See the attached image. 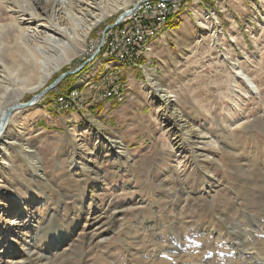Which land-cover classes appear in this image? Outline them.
<instances>
[{"label": "rangeland", "instance_id": "374dc122", "mask_svg": "<svg viewBox=\"0 0 264 264\" xmlns=\"http://www.w3.org/2000/svg\"><path fill=\"white\" fill-rule=\"evenodd\" d=\"M124 10L95 27L83 51L38 91L5 100L6 109L28 102L59 75L88 67L99 39ZM180 13L169 14L146 38L147 45L170 20L178 25L176 35L187 39L181 74L156 100L163 112L158 98L175 96L179 116L165 121L167 107L159 113L154 143L143 131L123 132V140L117 131L60 125L44 102L68 75L35 105L9 115L0 136V226L9 230L0 227V244L7 253L16 251L13 262L24 255L21 264H264V0H189ZM205 13L209 19L200 18ZM238 70L254 80L257 94L233 77ZM83 166L99 177L74 171ZM73 173L79 175L66 179ZM80 181L86 225L62 252L45 259L42 243L40 251L30 243L39 234V218L45 222L49 207L60 211L64 200L54 204L55 188L68 192ZM64 216L71 215L57 218ZM24 219L27 230L19 225Z\"/></svg>", "mask_w": 264, "mask_h": 264}, {"label": "bare ground", "instance_id": "6f19581e", "mask_svg": "<svg viewBox=\"0 0 264 264\" xmlns=\"http://www.w3.org/2000/svg\"><path fill=\"white\" fill-rule=\"evenodd\" d=\"M95 1L96 0H0V136L9 120L5 118L1 122L3 116L6 114L5 111L8 109H6L4 103L5 100L11 97H16L18 99L26 93L38 91L45 82L52 77L55 71L59 70L62 65L68 63L74 55L83 51L84 42L90 32L106 17L116 13L118 10L126 9L123 11V15H120L124 17L129 7L137 6L142 0H98V4H96ZM94 7H96L97 10ZM177 9L178 7L171 12H166L165 17H161L159 21L153 22L148 27V29L153 30L147 34L146 38L151 37L154 31L165 23L168 15L173 14ZM94 11H97V13H94ZM207 16L209 15L206 13L201 14L200 18L209 19L206 18ZM183 30L184 29H182V31ZM210 32L215 33V30H211ZM173 36L179 37V35H176V32L173 33ZM233 77L238 80L243 78L242 81L244 80L246 82L250 92L258 93V87L254 83V80H250L251 78L249 79L245 76L243 71L238 70ZM172 97L175 96H171L168 92H165L163 96L160 97L162 105L168 108L165 121H172L179 116L177 101L175 104L172 103ZM160 112L162 111L160 110L159 113ZM163 114L165 115L164 111L160 116H163ZM103 146L104 145L101 144L99 148L103 149ZM2 147L0 146V148ZM0 164H4V161L2 163L0 161ZM75 170L85 171L92 175L93 178H97L100 175L95 168L88 166H83L80 169H74V171ZM68 174L66 175L68 176L66 179L69 180L70 176L76 177L79 175L78 173ZM79 184H81V181L78 182V187L76 189H71L68 192L62 191L58 187L55 188L54 194L56 198L53 201L56 202L54 204L57 205V199L64 200L61 208H59L60 211H58V209V212L54 209L49 210V207L48 214L44 219L45 222L39 224V222L42 221V218H39V225L37 224L39 234H37L36 237L34 236L35 238L31 240L30 243L35 246L34 249L36 250H38L42 243L43 249L40 250L45 259L55 257L59 254L58 252H62L65 246L74 242L72 238L75 236L77 230L81 228L83 230L86 225V218L88 216L82 209V203L85 201L86 196L84 197V188H80ZM69 194L71 195L68 196ZM12 199L22 206L21 198L19 199L13 196ZM75 199H77L76 202H74ZM66 200H70L71 204H67ZM24 212L28 213L26 210H24ZM62 213H69L71 216L69 218L68 216H64L66 218L64 221L59 220L57 217ZM25 217L27 218L29 215L27 214ZM6 223H2V225L5 226ZM19 223H21L19 224L20 227L24 225L23 230L30 228V223L25 221V219ZM1 230L7 233L5 230L9 229H2L1 227ZM2 240L3 238L0 237V242H2ZM5 249V246L1 243L0 251H2L0 252V261H2L3 257H8V259L2 261L4 264H21L26 260V257L22 255L20 258L18 257L19 260L13 262L17 257L16 251L7 253ZM23 250L24 249L21 250L20 255L23 253ZM61 255H63V253H61ZM2 262L1 264H3Z\"/></svg>", "mask_w": 264, "mask_h": 264}, {"label": "crops", "instance_id": "0c3cea01", "mask_svg": "<svg viewBox=\"0 0 264 264\" xmlns=\"http://www.w3.org/2000/svg\"><path fill=\"white\" fill-rule=\"evenodd\" d=\"M180 16L177 17L178 20ZM176 30L177 28H166L150 42L144 51L142 50L137 65L132 66V69L131 66L120 64L103 51L96 53L95 49L85 63L88 67L84 69L80 67L68 74L65 84L52 94L54 95L52 100H45L47 101L44 102L45 108L54 115L60 125L67 128L73 123L100 132L117 131L123 140L128 139L127 134L124 135L123 132L143 131L147 132L152 140L154 138L152 132H155L161 123L160 110L156 106L158 94L163 89L168 91L170 88H167L165 83H169L182 72L183 54L180 51L187 39L181 34L179 37L173 36ZM82 69L83 72H78ZM111 87L121 88L123 97L120 101L103 97ZM76 90L80 93L79 101L73 103L69 110L59 111L56 105L57 96ZM163 109L166 110L164 105ZM111 136L116 134L113 133Z\"/></svg>", "mask_w": 264, "mask_h": 264}, {"label": "built area", "instance_id": "2783aa9c", "mask_svg": "<svg viewBox=\"0 0 264 264\" xmlns=\"http://www.w3.org/2000/svg\"><path fill=\"white\" fill-rule=\"evenodd\" d=\"M179 6V0H142L140 4L131 7L121 18L117 27H109L103 33L96 46V53L104 52L120 64L137 65L142 50L146 47V37L153 29H148V22L159 21ZM105 99L120 101L123 92L120 87H111L104 94ZM78 90L56 98L59 111L69 110L73 103L79 101Z\"/></svg>", "mask_w": 264, "mask_h": 264}, {"label": "water", "instance_id": "95a60500", "mask_svg": "<svg viewBox=\"0 0 264 264\" xmlns=\"http://www.w3.org/2000/svg\"><path fill=\"white\" fill-rule=\"evenodd\" d=\"M121 16H118L115 20V23L111 26H116L120 20H121ZM74 71H70V72H67V73H63L61 75H59L49 86L45 87L43 90H41L40 92H38L36 95L32 96L28 102L26 103H23V104H15L13 105L12 107L8 108L6 111H5V115L3 116L1 122L5 119V118H8L9 115L14 111V110H19V109H24V108H28V107H31L32 105H35L39 100L40 98L45 94L47 93L48 91H51V90H55L56 87L60 84V82L68 75V74H71L73 73ZM1 127V125H0Z\"/></svg>", "mask_w": 264, "mask_h": 264}, {"label": "trees", "instance_id": "16d2710c", "mask_svg": "<svg viewBox=\"0 0 264 264\" xmlns=\"http://www.w3.org/2000/svg\"><path fill=\"white\" fill-rule=\"evenodd\" d=\"M189 3V0H179V6H178V9L177 11L174 12V15L177 16L182 8H185L187 7V4ZM178 25H176L174 22H171L170 20L168 21V23L166 24V28L168 29H174L176 28ZM117 26H115L114 28H116ZM49 93V92H48ZM47 93V94H48Z\"/></svg>", "mask_w": 264, "mask_h": 264}]
</instances>
